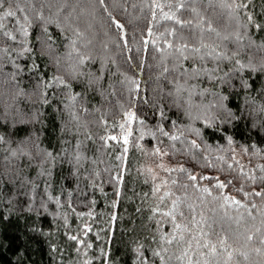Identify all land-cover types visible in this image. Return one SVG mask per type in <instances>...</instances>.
<instances>
[{"label":"trees","instance_id":"1","mask_svg":"<svg viewBox=\"0 0 264 264\" xmlns=\"http://www.w3.org/2000/svg\"><path fill=\"white\" fill-rule=\"evenodd\" d=\"M157 2L162 9L153 0H105V11L93 0L84 6L91 28L77 39L78 51L71 47V32L49 24L51 39L45 43L46 35L33 22L24 37L17 29L27 26V10L9 9L8 3L0 9V17L16 12L0 19L3 31L16 36L12 41L0 35V264H162L153 254L161 247L169 249L161 252L167 264H182L175 259L180 246L160 239L172 233L173 221L165 213L177 197L184 217L177 213L175 223L187 224L203 213L216 221L215 234L245 233L253 223L264 232V198L244 194L259 191L264 176L259 167L264 114L258 111L264 105L259 71L264 52L249 47V41L264 42V0H227L247 4L235 12L219 3L214 9L197 4L200 17L180 10L182 20H192L191 31L162 19L164 12L176 11L177 0ZM19 8H25L24 0ZM209 20L219 37L196 27L206 29ZM172 28L176 35L167 31ZM237 31L244 37L239 42ZM225 35L230 38L223 40ZM201 40L209 47H201ZM184 43L187 60L177 51ZM194 47H201L198 55L242 48L237 58L245 65L251 61L256 70L233 72V63L207 55L201 62ZM82 54L93 59L80 64ZM193 67L216 69V79L190 78ZM221 97H227L224 107ZM129 112L136 115L130 124ZM156 148L160 153L152 155ZM220 182L226 187L217 188ZM224 197L247 205L256 220ZM233 247L247 253V259L235 254L240 264H264L260 233L247 242L241 237Z\"/></svg>","mask_w":264,"mask_h":264},{"label":"snow or ice","instance_id":"2","mask_svg":"<svg viewBox=\"0 0 264 264\" xmlns=\"http://www.w3.org/2000/svg\"><path fill=\"white\" fill-rule=\"evenodd\" d=\"M19 2L20 0H0V9L4 8L5 3L9 4V9H11L12 5H16L18 7V10L21 12H25L27 10L26 15L24 16V20L26 21L25 24H21L19 28L17 29L22 33L24 37H28L29 31L28 29L33 27V22L39 25L40 29L43 31V33L46 35L47 39L45 40V43H47V40L51 39V36L48 34V25L54 24L57 28L60 29L61 32H64L65 30L72 33L73 37L71 39V47L74 51H78L76 49V43L77 39H80L84 36V32L88 31L91 28V23L85 18V5H91L93 3V0H24L25 2V8H19ZM99 5L104 8L105 11H107V6L105 5V0H98ZM219 3V6L222 8H229L233 12H235L236 9L241 7H247V4H236V3H228L227 0H177L176 3V11L172 12H164L162 19L164 20H170L173 21L176 25H178L181 29H188L191 31L193 22L192 20H182L180 16L177 15V12L180 10H184L186 12H190L192 14H195L196 17H200V11L196 7L197 4H206L208 8H215L217 4ZM153 5L156 8H163L161 4L157 2V0H153ZM171 7V5H169ZM88 15H92L91 12L88 13ZM16 16V12L12 10L5 11L3 13V17H0V19L9 18ZM108 16L111 18V12L108 13ZM31 17V19L29 18ZM153 17H155V13H153ZM248 20L251 22L252 17L251 15L248 16ZM116 28L123 30L124 25L120 24L118 21H113ZM256 29H260L261 26L259 24L254 25ZM5 25L0 24V35L8 37V39L15 41L16 36L12 34L10 31H3ZM197 28L201 29V33L203 31H207L209 33H215L217 37H219L221 34L216 31L215 28L212 27L211 20L208 22V27L206 29H203L201 27V24L198 23L196 25ZM246 27V25H245ZM83 28V31L81 30ZM170 35H176V29L172 28L170 30H167ZM149 34L151 35V29H149ZM235 40L239 42L244 37L241 35L239 31L234 33ZM182 38V37H181ZM230 37L228 35H225L222 37L223 40H228ZM36 39H39L38 37ZM91 41H86L84 43V47L87 48L88 44H90ZM126 44V41H125ZM255 46L256 51L258 52H264V42H262L259 45H254V42L249 41V47ZM169 47H172L171 44H169ZM201 47L207 48L209 47L206 44H203L201 40ZM201 47H194L191 49L193 54H197V58L203 62L205 59V55L212 57L214 60H220V61H229L234 64V67L232 69L233 72H239L245 67H248L250 70L255 71V67L251 64V61H249L248 65H245L241 63L240 59L237 57L240 55L241 49H238L236 51L231 52L230 54L226 51L216 52V49L213 48L211 51L203 54L198 55L201 52ZM219 47V45L217 46ZM189 48V45L187 43L181 44L177 51L180 54V57H182L184 60L189 59V56L185 55V51ZM7 51V49H5ZM25 51H31V49H25ZM85 59L91 60L93 59L91 56L88 55H81L79 59V63L83 64L85 62ZM168 68H164V72H167ZM187 71V70H186ZM216 71V69H208V68H191L189 72H187V75L191 77H198L200 75H207L209 79H216V77L212 76V73ZM259 71L264 74V58H262V63L260 66ZM228 73H225V76H228ZM75 78V77H73ZM60 79V78H57ZM222 82L224 81L223 78H220ZM61 83H63L62 80H60ZM132 84L136 85V81H131ZM138 88V85H136ZM181 87L177 88V91L179 92ZM245 87H251L250 85H245ZM207 89L204 90L206 92ZM204 92L201 93V95L204 94ZM191 94L189 96V103H191ZM261 94H264L262 92ZM73 100H75V96L72 97ZM227 97H221V107H224L222 101L226 100ZM258 111L261 114H264V105H261L258 109ZM128 120L126 123H131L136 119V115L134 112L126 113ZM229 116H232L233 114L229 111ZM75 118V117H74ZM143 123V121H141ZM120 128L123 130L124 125L121 124ZM128 135H131V131H128ZM164 135H168V133H164ZM172 140H178V136H170L169 137ZM3 138L0 137V140ZM112 140H116L117 137L112 136ZM229 144L232 143L231 137L228 138ZM123 142L125 144L128 143L127 136L123 137ZM193 147L199 148V145L196 144L195 141L192 142ZM127 151V149H125ZM247 151V149H245ZM160 153V149L156 148L152 155H158ZM13 155H15V152H13ZM48 155H51V153H48ZM238 163V162H237ZM159 167L164 168V165L161 164ZM261 172H264V165L259 166ZM243 166H241V169ZM168 170V169H166ZM151 171V169H149ZM168 171H174L168 170ZM179 171H187L184 168L179 169ZM209 177H202V179H208ZM249 180H252L255 182L256 178L252 176L247 177ZM189 179L192 181H196L197 177L195 175L189 174ZM261 188L259 191H255L254 193H244L246 196L248 195H255L257 197L264 198V176H261ZM165 183H167L165 181ZM175 183V181H173ZM231 183V181H229ZM217 188L223 189L226 187V184L223 182L217 183L215 185ZM187 187V186H185ZM157 191H159V186L156 188ZM203 192L211 194L209 189L204 188L202 189ZM239 191H243V189H239ZM165 195H170L169 193H166ZM163 199V197L161 198ZM216 199H219V197H216ZM224 200L226 203L234 204L239 207L245 208V210L248 212V215L251 217L252 221L256 220L255 216H252L251 209H248L247 205L241 204L239 200H236L234 197H224ZM181 203L180 198L177 197L175 200L172 201V209L165 213V215L170 216L173 221V230L171 234L168 235H161L160 239L163 241L164 244L171 245L173 242H175L178 246H180L181 251L179 255L175 256V259L178 261H181L182 264H240L239 260L235 258V254L238 253L239 256H243L244 259H247V253L244 251H240L239 248H234L233 244H238L240 242L241 237H243L244 241H250L253 238V235L256 233H260L261 237V243L264 244V232H261V228L256 227L255 223L252 224V227L247 229L245 233H234L232 236H225L221 234H215V229L213 228V225L216 223V221L212 220L211 217H206L203 215V213H200V218L197 220L196 216L193 215L192 219L187 224H181V223H175L176 221V214L178 213L180 217H184V212L180 211L179 204ZM189 210L193 213L196 212V207L192 204H188L187 206ZM223 207V205L221 206ZM253 208L256 207L255 204L252 205ZM261 225H264V219L260 221ZM192 225L193 227H189V225ZM193 228H195V231H193ZM254 229V231H253ZM176 233H180L178 236ZM188 233V237H186L184 234ZM247 233H252L251 235ZM215 234V240H213V235ZM72 239H76V237H72ZM232 240V243H229V240ZM246 246V243H245ZM169 249L167 247H161L159 251H154V255L159 257L162 264H167L165 261V257L161 255V252L167 253ZM257 253H261L260 249H255ZM264 255V253H261ZM195 257V259H194ZM169 260L172 259L171 256L168 257Z\"/></svg>","mask_w":264,"mask_h":264}]
</instances>
